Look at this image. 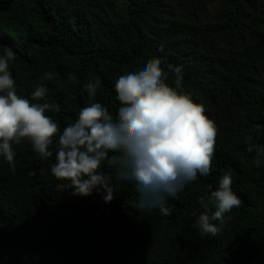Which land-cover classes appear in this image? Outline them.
Returning <instances> with one entry per match:
<instances>
[{
    "label": "trees",
    "instance_id": "1",
    "mask_svg": "<svg viewBox=\"0 0 264 264\" xmlns=\"http://www.w3.org/2000/svg\"><path fill=\"white\" fill-rule=\"evenodd\" d=\"M3 46L15 51L17 92L45 86L35 102L53 104L46 114L62 127L89 103L88 80L100 79L93 100L115 111L119 70L162 55L218 134L211 173L169 198V215L134 207V186L107 162L113 198L102 188L79 197L56 187L55 141L47 159L27 140L14 146L15 169L0 158V264H264V165L245 144L264 143V0H0ZM224 171L241 205L218 235H202L201 201Z\"/></svg>",
    "mask_w": 264,
    "mask_h": 264
},
{
    "label": "clouds",
    "instance_id": "2",
    "mask_svg": "<svg viewBox=\"0 0 264 264\" xmlns=\"http://www.w3.org/2000/svg\"><path fill=\"white\" fill-rule=\"evenodd\" d=\"M163 53V46L158 49ZM15 51L0 50V158L15 169L14 146L30 142L42 159L53 157L51 175L61 181L56 187L85 197L94 189H104V198L114 196L116 179L131 183L136 199L133 206L146 211L158 209L169 215V198H176L200 176H208L213 167L218 126L206 115L208 109L197 102L183 86L181 66L167 63L162 55L122 67L115 76L116 110L95 101L99 78L83 84L89 103L82 107L74 122L64 125L50 115L53 104L37 103L46 96V87L37 86L29 96L17 92L10 70ZM44 78H51L45 73ZM71 78V77H69ZM257 135L264 133L258 126ZM58 137V139H57ZM246 151L254 153L256 167L264 165V143L249 135ZM233 175L224 171L218 187L209 190L201 201L204 211L195 221L202 235L216 236L225 223V214L241 205L233 190ZM211 205V207H209ZM214 209V210H213ZM218 222V223H213Z\"/></svg>",
    "mask_w": 264,
    "mask_h": 264
}]
</instances>
